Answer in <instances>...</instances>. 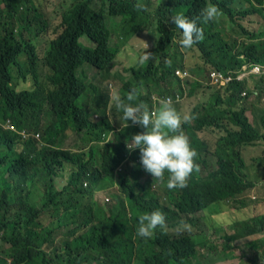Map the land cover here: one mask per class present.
Wrapping results in <instances>:
<instances>
[{"label": "trees", "instance_id": "trees-1", "mask_svg": "<svg viewBox=\"0 0 264 264\" xmlns=\"http://www.w3.org/2000/svg\"><path fill=\"white\" fill-rule=\"evenodd\" d=\"M2 1L0 122L7 120L13 130L0 128V244L9 248V258H0V264H26L36 257L41 264H204L198 250L206 245L208 250L215 249L210 244L213 231L197 223L198 214L203 212V225L211 222L223 214L226 201L236 200L261 181L249 180L245 163L239 157L232 158V148L264 134V108L249 117L242 105L243 100L257 95L264 72L258 74L253 87H247L245 79H237L243 66L264 68V35L243 32L238 35L247 42H227V35L218 28L221 24L202 23L203 41L191 49H183L179 42L169 47L173 36L169 16L178 10L191 11L198 6L197 0H159L149 23L147 11L136 9L137 0H109V14L126 17L131 31L139 33L149 26L150 38L164 35L167 39L161 37L153 58L136 67L132 78L109 94L75 76L76 68L84 62L97 73L108 74L115 56L108 47L103 16L91 9L89 0L75 1L63 12V31L51 42L40 67L34 46L13 34L14 25L25 21L28 1ZM255 12L261 13V9L250 6L245 14ZM261 17L264 19V13ZM31 21L37 26L41 23L39 15ZM82 35L92 41L93 49L77 43ZM187 54L198 58L190 71L185 69ZM177 70L184 77L178 76ZM212 73L219 77L215 79ZM204 74L205 85L200 80ZM226 78L229 80L222 83ZM189 84L188 97L211 89L206 99L187 113L195 118L182 125L191 147L198 152L202 171L181 193L143 191L135 163L140 151L125 144L144 129L123 119L114 97L126 98L130 89L136 88L137 102L147 104L151 111L161 99L171 97L175 102L178 95L174 94L185 93ZM85 92L90 95L88 100ZM110 101L111 116L107 113ZM175 107L183 117L180 105ZM118 117L124 126L117 131ZM68 132L74 141L66 145ZM206 132L221 133L213 163L204 141ZM114 150L125 153L126 163L117 173L105 175L102 164L112 158ZM128 163L137 167L129 168ZM168 175L165 172L166 182ZM58 179L64 181L60 188L56 186ZM100 180L114 183L113 188L124 196L110 193L106 202L95 200ZM34 187L38 188V198L31 203L29 194ZM148 209L163 212L167 228H157L158 234L145 241L135 236L134 224ZM11 211L16 216L7 215ZM43 214L51 219L48 225L40 220ZM181 220L192 226L191 232L177 235L175 229ZM252 236L258 237L243 242L241 257L248 250L254 264H264V214L236 222L225 240Z\"/></svg>", "mask_w": 264, "mask_h": 264}, {"label": "clouds", "instance_id": "clouds-1", "mask_svg": "<svg viewBox=\"0 0 264 264\" xmlns=\"http://www.w3.org/2000/svg\"><path fill=\"white\" fill-rule=\"evenodd\" d=\"M26 8L28 12L23 19L24 22L21 25H14L13 34L16 37H19L24 42H29L34 46L35 54L37 57V63L40 67L45 57L46 53L50 50L51 42L57 39V37L62 33V14L69 8L75 1H87V0H70V4L66 6L60 14V28L61 32L52 40L49 41L47 48L42 57L38 56L37 47L34 42L40 35L46 31L48 27V21L45 15L33 4L32 0H26ZM90 1V7L94 12H97L103 16L104 25L108 32V47L115 53L113 64L111 68L114 67L115 58L117 51L110 46V33L106 27L105 23V14L111 18L120 17L121 22L124 26L125 33L127 35H132L135 39L139 40L144 47L143 53H141L137 58V63L143 65L149 62L154 56V50L160 49V38L163 37L164 41H167L166 37L156 35L154 38H150V27L139 33L133 32L130 30V23L126 17L121 15H110L108 12L109 0H100V2L105 5V10H96L94 8L93 0ZM198 6L193 8L191 11H176L169 16L170 31L173 33L172 39L168 44L169 47L173 45V42L180 43V46L183 49H191L193 46L197 45L203 41L205 37V32L202 26V23H213L221 24L218 26L226 35L227 42L237 41V43L247 42V39L243 36H239V33H262L264 35V19L261 17V14L264 13V0L261 4L256 3L254 0H242L234 3L233 0H197ZM159 0H137L135 7L140 11H147L148 19L147 22H151V16L155 7L158 5ZM250 6L254 8L261 9V13H252L245 14ZM5 5L2 0H0V10H4ZM23 9L20 8L19 12H22ZM105 13V14H104ZM34 15H39L41 23L37 26L31 21V18ZM247 16H259L262 19V28L258 29L255 26H250V28H245L239 22L242 21ZM226 17L225 19H222ZM28 18V20H27ZM29 23V27H27ZM253 29V30H251ZM22 32H27L32 35V39L24 38ZM142 37L145 41L138 39ZM85 37L91 44V47H85L79 43V39ZM264 40V36L261 38ZM155 43L153 45L152 43ZM77 43L88 49H93L94 44L86 36L82 35L77 39ZM21 61H24L25 58L21 57ZM170 65L171 61H167ZM87 64L89 67L94 69L89 63H81L75 70V76L79 81H84L83 78L77 75V70L79 67ZM247 66H243V68ZM259 68V73L264 72V68L259 66H253L252 68ZM134 67L128 69L130 73L127 79L132 78V72ZM248 69V68H247ZM251 69V68H249ZM248 69V70H249ZM46 74H50L48 69L43 71ZM243 72V69H242ZM241 72V73H242ZM240 73V74H241ZM176 74L180 77H184V74L177 70ZM258 76V75H257ZM257 78V77H256ZM237 79H245L238 78ZM123 80V79H121ZM229 79L226 78L222 80V83H225ZM246 81V80H245ZM247 86V85H246ZM248 87V86H247ZM251 87V86H250ZM138 90L136 88L130 89L127 93L126 98H122L119 94L115 95V107L123 113V119L131 121L133 125H139L144 129L142 133L134 134L130 137L128 142L125 144L127 148L134 149L138 148L140 151V159L136 160L135 163L138 166V184L139 187L144 191L148 190L149 192L161 194L163 191H169L171 193L177 194L181 193L184 188L188 186L192 177L201 173L202 168L198 161V152L193 149L190 145L189 137L184 133L182 125L184 123H189L195 117L192 115H184L181 117L180 113L177 111L176 107L179 105L178 98L176 96L175 102L171 97L161 99L157 101L150 111L147 104L143 102H137L138 100ZM160 104L159 108L155 111L157 104ZM175 105V106H174ZM6 128L3 129L13 130V127L9 124L7 120L0 122ZM128 125L126 124L125 127ZM23 138L27 136L22 133ZM34 138L39 139L37 134L34 135ZM132 145V146H131ZM212 162V161H211ZM213 163V162H212ZM246 172V165L244 169ZM165 172H167L168 180H165ZM262 181H259L258 184L254 187H257L261 184ZM152 185H161L162 189L152 190ZM85 186V184H84ZM96 195V194H95ZM124 194L121 193V197ZM109 200H101L100 203L106 202ZM226 201V200H225ZM227 202V201H226ZM203 212L198 214V224L204 222V218L201 216ZM200 215V216H199ZM166 230V215L160 210L148 209L141 213L138 216L137 222L134 224V234L137 238L142 240H149L153 236L158 234V229ZM177 235L183 234L184 232H191L192 226L186 221L181 220L175 229ZM258 236H252L249 240H252ZM171 254V251L169 252Z\"/></svg>", "mask_w": 264, "mask_h": 264}, {"label": "rangeland", "instance_id": "rangeland-1", "mask_svg": "<svg viewBox=\"0 0 264 264\" xmlns=\"http://www.w3.org/2000/svg\"><path fill=\"white\" fill-rule=\"evenodd\" d=\"M32 1L33 4L38 7V9L45 15L48 21V27L46 31L40 33L38 38L34 40L37 47L38 56L42 57L49 41L54 39L61 32L60 14L63 9L70 4V0ZM238 1L242 0H233L234 3H237ZM93 2L95 5L94 8L96 10H105V5H103L100 0H93ZM225 18L226 17H223L222 19ZM105 23L110 33V46L117 51L114 67L108 74L101 75L87 64H84L78 68L77 75L83 78L86 85L91 84L93 86L102 87L106 89L109 94H111V92H116L120 87H122L125 79L129 77L130 73L128 72V69L131 67L136 68L140 65L137 63V58L141 53H143L144 47L139 40L135 39L134 36L127 35L125 33V29L120 17L111 18L105 14ZM239 23L245 28H250V26H255L258 29L262 28V19L259 16H247ZM22 36L27 39H32V35L28 34L27 32H22ZM136 37L142 41H145V39L142 37ZM79 43L85 47H91L90 42L85 37H81L79 39ZM197 59L198 58L193 54H187L184 58L185 69L188 71L193 69ZM258 74L259 68L254 67L248 70L246 67H244L243 72L238 75V78H245L246 85L248 87H253L254 81H258V79H256ZM200 80L205 85L207 83L206 74H204ZM189 87H192V85H187L185 93L181 95L178 93L174 94L179 96V105L185 115L195 108L201 101L206 99L208 93L211 91V89H205L196 96L188 97L187 88ZM86 92L84 94V98L85 100H88L90 95L88 93L86 94ZM80 103L81 100L78 101V104ZM242 105L246 111L250 112V114L248 113L249 117L251 112H257L258 110L264 108V82L260 85V89L257 90V95L250 96L243 100ZM112 106L113 101H110L107 111L109 116H111ZM159 106L160 104L158 103L155 111L159 108ZM119 119L120 118L118 117L117 131L124 126V122L120 121ZM0 128L5 129L6 127L0 123ZM203 136L205 144L211 151L210 161L215 162V145L217 140L221 137V133L206 132ZM261 137L262 138L257 140H251L242 146H234L232 148V153L234 154L232 158L237 160L239 157L245 163L249 180L257 179L261 180L262 182L259 186L244 192L236 200H229L228 202L224 203L223 214L213 217L211 222H206L205 225L200 223L201 226L213 231L211 233L210 244L215 248L214 250H208V245H206L205 247L198 250V253L200 254L201 260L204 264H254L252 262L253 256L248 252V250H246L241 257V246L244 241L250 239L251 237L243 238L234 242H227L225 237L231 233V230H233L234 224L236 222L246 221L252 216L264 214V134ZM112 138L113 136L110 135L109 139ZM73 141L74 136L68 132L66 145L72 143ZM125 163V153L121 150H114L112 158L109 160H104L102 164L103 173L105 175L117 173ZM128 167L136 168L137 166L128 163ZM116 175L117 174L114 176L115 180L117 177ZM63 182V180H56V186L60 188ZM113 186L114 183H111L109 180H100L97 186L95 200L99 202L101 200H106L108 199V194L110 193H113L114 195H117L119 198H121V193H118L117 188H113ZM162 187L163 186L161 185H152L151 189L160 190ZM37 198L38 188L34 187L29 194V200L31 203H34ZM7 215L14 217L16 216V213L15 211H11ZM40 220L43 225H48V223L51 221L47 214H43ZM45 240V237L41 238L42 242ZM230 254L232 256H228ZM259 254L261 255L263 253ZM0 258L6 260L9 258V248L2 244H0ZM26 264H41V261L39 257H36Z\"/></svg>", "mask_w": 264, "mask_h": 264}, {"label": "built area", "instance_id": "built-area-1", "mask_svg": "<svg viewBox=\"0 0 264 264\" xmlns=\"http://www.w3.org/2000/svg\"><path fill=\"white\" fill-rule=\"evenodd\" d=\"M212 77H214L216 79L217 77H219V75L215 74V73H212Z\"/></svg>", "mask_w": 264, "mask_h": 264}]
</instances>
